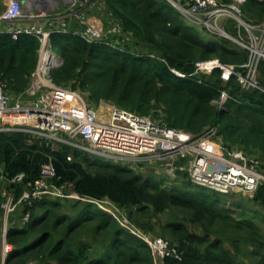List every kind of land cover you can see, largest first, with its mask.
Segmentation results:
<instances>
[{"label":"trees","instance_id":"16d2710c","mask_svg":"<svg viewBox=\"0 0 264 264\" xmlns=\"http://www.w3.org/2000/svg\"><path fill=\"white\" fill-rule=\"evenodd\" d=\"M102 1L108 13L122 22V42L128 47L114 50L89 44L72 33L52 34V45L63 57L62 65L51 73L55 84L79 89L91 104L105 100L158 119L163 112L169 125L196 134L217 126L226 146L243 148L264 161V90L244 89L235 76L224 82L219 70L185 77L172 71L190 74L196 61L211 57L240 64L247 59L244 51L225 38L205 40L168 0ZM244 9L255 20L264 19V0H247ZM129 42L140 49L139 54L129 50ZM39 47L35 36L13 38L0 32V82L10 92L27 87ZM257 79L264 88V60ZM222 89L235 99L220 110L212 101ZM69 154L74 160H68ZM50 161L57 185H70L80 196L109 198L128 209L132 222L149 233L155 230L158 213L186 210L159 230V236L170 239L180 252V258H164L165 264H264V232L247 209L237 217L210 194H179L178 188L165 191L160 181L143 177L131 164L103 158L92 161L68 146L57 150L42 140L30 141L22 131L0 132V168L16 199ZM20 173L23 181H10ZM251 199L264 206V184ZM70 204L79 208L77 213H66L63 199L34 202L26 226L9 225L7 240L14 249L5 263L156 264L151 247L112 215L90 202L70 200ZM189 224L200 225L201 232L190 230Z\"/></svg>","mask_w":264,"mask_h":264},{"label":"built area","instance_id":"2783aa9c","mask_svg":"<svg viewBox=\"0 0 264 264\" xmlns=\"http://www.w3.org/2000/svg\"><path fill=\"white\" fill-rule=\"evenodd\" d=\"M97 1L1 0L0 32L10 33L13 38L20 34L35 36L40 47L37 66L23 91L10 92L6 83L0 82V132L22 131L28 134L30 141L42 140L53 149L68 146L92 158L111 159L123 165H157L173 177L185 171L194 186L222 194H249L253 197L264 184L263 160L243 148L226 146L217 126L196 134L173 127L163 119L115 104L109 105L108 112L102 114L98 106L88 101L84 92L54 83L52 70L63 63L62 55L52 45L54 33H72L89 44L124 50L122 22L112 13L105 28L91 22L90 14ZM168 1L187 23L201 27L209 37L231 41L234 47L247 55L246 61L240 64L225 63L219 57L201 59L195 62L194 72L186 74L172 68L174 73L185 77L209 75L219 70L224 82L235 76L244 89L264 90L257 79L259 64L264 60V19L257 21L246 14L247 0ZM229 99L235 98L227 89H222L212 103L221 110L226 108ZM67 158L74 160L72 154ZM55 177L52 162H47L42 166L41 176L26 183L18 199L14 193L7 192L6 200L0 202V220L3 222L0 228V264H6L14 249L7 240V231L11 223L8 225L9 217L18 203L22 202L28 208L23 207L13 222L24 227L31 218L30 206L34 202L56 197H75L112 215L128 232L151 247L156 264H165L163 260L167 256L180 258L178 248L170 240L138 227L126 209L107 197L80 196L74 191L67 194L66 188L70 185H57ZM0 179H7L1 168ZM23 179L24 173H20L10 181L21 182Z\"/></svg>","mask_w":264,"mask_h":264},{"label":"rangeland","instance_id":"374dc122","mask_svg":"<svg viewBox=\"0 0 264 264\" xmlns=\"http://www.w3.org/2000/svg\"><path fill=\"white\" fill-rule=\"evenodd\" d=\"M90 20L93 23H98L102 26V28L107 27L109 25V22L111 20L110 13H108L106 6L103 4L102 0H98L95 5L92 7V14H90ZM197 29V31L201 34V36L208 40L210 37L203 31V29L199 26L190 25ZM229 44L232 46H235L234 43L229 41ZM123 48H127L128 45H125V40L122 42ZM130 51L134 53H138L140 49L136 47L134 44L129 42ZM128 50V49H127ZM102 104V105H101ZM113 105L112 102H108L105 100L100 101L99 103H96V106H98V109L103 114L105 112H108V106ZM163 108V107H161ZM161 111V110H160ZM161 113V119H164L163 112ZM91 160L94 161L96 159H99L100 157L92 158L90 156ZM264 162V161H263ZM132 168L135 170V172L141 174L143 177L152 178L155 182H159L160 188H163L165 191L172 192L174 188L180 189L179 194H192L193 192H204L205 194L212 195L213 198L219 199V204L222 206H226L227 208H231L234 210L235 213H232V215L239 217L238 212L244 209H247L249 213V217H253L254 221L260 225L262 228V231L264 232V206H261L260 204H256L252 201L249 194H237V195H228V194H222L215 192L210 189H203L202 187L194 186L188 179L187 173L185 171H180L179 175L176 177H173L169 175V172L161 167H158L157 165H147V166H136L132 165ZM67 194L71 193L73 190L69 187L66 188ZM10 193L8 190V181H5L3 179H0V202H3L6 200V197ZM12 195V194H11ZM47 199H63L64 202V211L70 215L77 213L79 208H72L70 204V200H73L74 202L80 201L79 199H76L75 197H56V198H47ZM82 201V200H81ZM23 204L18 203L16 210L14 213H12L8 220L9 222L12 221L14 218H17L19 214L22 211ZM252 210H256V212H253ZM1 212V211H0ZM186 210H181L179 213L176 212V210L163 211L158 213L157 217H154L155 221V230L152 232L154 236H159V230L160 228L166 224L167 221L171 220L173 216L182 217L185 215ZM126 213L128 214V209L126 210ZM1 216V213H0ZM132 220V219H131ZM133 221V220H132ZM2 220H0V228L2 227ZM189 229L196 232H201V227L198 224H189ZM164 238V237H163ZM166 239H168L166 237ZM170 240V239H168ZM32 264H38L36 262Z\"/></svg>","mask_w":264,"mask_h":264},{"label":"clouds","instance_id":"9594fccd","mask_svg":"<svg viewBox=\"0 0 264 264\" xmlns=\"http://www.w3.org/2000/svg\"><path fill=\"white\" fill-rule=\"evenodd\" d=\"M0 6H1V3H0ZM203 188V187H202ZM15 219V218H14ZM14 219L11 221V223L10 224H14L15 225V223L13 222L14 221ZM9 228V227H8Z\"/></svg>","mask_w":264,"mask_h":264},{"label":"water","instance_id":"95a60500","mask_svg":"<svg viewBox=\"0 0 264 264\" xmlns=\"http://www.w3.org/2000/svg\"><path fill=\"white\" fill-rule=\"evenodd\" d=\"M0 3H1V0H0Z\"/></svg>","mask_w":264,"mask_h":264},{"label":"bare ground","instance_id":"6f19581e","mask_svg":"<svg viewBox=\"0 0 264 264\" xmlns=\"http://www.w3.org/2000/svg\"><path fill=\"white\" fill-rule=\"evenodd\" d=\"M108 106V105H107Z\"/></svg>","mask_w":264,"mask_h":264}]
</instances>
